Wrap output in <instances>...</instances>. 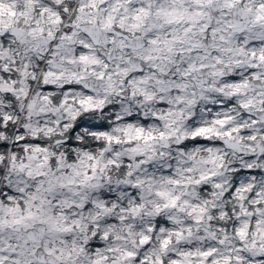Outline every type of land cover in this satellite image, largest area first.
Masks as SVG:
<instances>
[{
    "label": "clouds",
    "instance_id": "clouds-1",
    "mask_svg": "<svg viewBox=\"0 0 264 264\" xmlns=\"http://www.w3.org/2000/svg\"><path fill=\"white\" fill-rule=\"evenodd\" d=\"M0 264H264V0H0Z\"/></svg>",
    "mask_w": 264,
    "mask_h": 264
}]
</instances>
